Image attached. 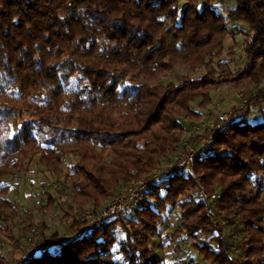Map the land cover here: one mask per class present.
Returning <instances> with one entry per match:
<instances>
[{"label":"trees","instance_id":"1","mask_svg":"<svg viewBox=\"0 0 264 264\" xmlns=\"http://www.w3.org/2000/svg\"><path fill=\"white\" fill-rule=\"evenodd\" d=\"M236 34L245 58L230 72L214 59ZM175 70L203 74L162 84ZM262 83L264 0H0V264H164L155 252H182L177 240L204 264H264L262 94L250 100L261 115L245 112L215 133L195 178L168 171L129 217L53 237L31 258L15 259L21 216L3 184L38 159L71 187L68 221L74 207H99L108 191L163 166L186 130L182 116L201 117L191 104L206 109L211 91ZM198 186L219 190L214 206L195 199ZM182 257L174 264H190Z\"/></svg>","mask_w":264,"mask_h":264},{"label":"rangeland","instance_id":"2","mask_svg":"<svg viewBox=\"0 0 264 264\" xmlns=\"http://www.w3.org/2000/svg\"><path fill=\"white\" fill-rule=\"evenodd\" d=\"M202 1L204 2V0ZM218 9L224 11L222 7ZM241 45V35L236 34L235 37L233 35H228L222 45V57L214 59V62H218V60H228V69L230 72H235L243 65L242 62L245 58L244 49ZM201 74H203V71L191 73L175 70L166 79H163L161 83L165 85L176 83L184 77L196 78ZM261 94L264 96V83L258 88L251 87L240 90L235 89L231 85H227L209 93L211 104L206 109L204 108L205 106L197 108L196 104H191L190 106L194 108L193 110L201 114V117L199 119H189L182 116L181 122L186 130L183 136H181L182 138L176 152L172 156L170 155L167 157L163 166L155 167L147 176L136 182H126L118 185L116 189L108 191L106 193L107 200L99 207H95L93 204L86 205L82 208L74 207L71 211L72 219H68V221L64 220L65 212L63 208L73 206V203L71 199V187L63 181V176L55 178L49 173H46L41 163H39V160L35 158L30 164V171L27 174H21L16 180H12L8 177L5 178L3 184L7 185L9 188L7 198L15 203L21 216L14 230L16 231L15 236L18 245V248L15 250V259L17 261L27 259L30 257V254L32 255V252H41L40 247H46V249L50 248L52 246L51 239L53 237H56V240L62 243L73 240L83 231L96 229L104 221L108 220H102L100 216L105 212L107 213L109 208L115 207L117 209L119 207L121 209L123 208V204L124 206L125 204L130 205V198L128 195V190L130 188H137L140 182L147 181L155 176H164L168 174V171H171L176 164H182L184 161L186 162L185 157L188 154H193L196 149L201 148L202 151H205L209 148L207 145H209L210 142L212 144L214 141L215 133L240 117L241 114L248 112L250 116L255 115V117H258V114L261 115L256 111L260 108L255 107L252 102H250L253 97H258ZM236 96H239V98H236ZM221 115H226L228 123L227 121L222 122L218 119ZM74 161L73 158L67 157L66 164ZM189 176H194V165L190 169ZM200 188L203 189L202 187ZM198 190L199 186L197 187V191H192L193 193L190 192L188 194H197L195 199H197V197L199 199ZM218 191L217 189L214 194H219ZM44 193L49 194L53 198L51 209L49 210L45 208L48 206V203ZM123 195H126V200L123 203H119L120 197ZM200 199V201L204 203L202 200L203 198ZM214 203L210 202L208 205L214 206ZM176 218L177 216H174L173 213L167 216L166 221L170 223V228L175 226ZM73 221L81 223L82 226L75 230H71L70 226ZM97 222L99 223L98 226L92 227L93 224L91 225V223ZM219 223L220 226H224L221 221ZM29 225V231H25L24 228ZM166 232L167 229H163L162 231L159 230V235H165ZM159 241L160 239L153 242L155 244ZM176 243L182 245L184 249L182 252L174 253L172 250L173 246H168L165 252L157 250L154 259L162 260L164 264H174L180 256L186 258L189 255L191 259L190 264H204L199 256L194 251L190 250L187 242L177 240ZM238 243L240 244L239 240L233 241L235 248H237ZM235 253L239 255L241 250L236 249ZM12 264H16V262Z\"/></svg>","mask_w":264,"mask_h":264},{"label":"built area","instance_id":"3","mask_svg":"<svg viewBox=\"0 0 264 264\" xmlns=\"http://www.w3.org/2000/svg\"><path fill=\"white\" fill-rule=\"evenodd\" d=\"M218 119L220 121H222V122L223 121H227V123H228V119L226 118V115H221V116L218 117ZM210 145H211V142L207 146L210 147ZM200 149L194 150L195 152H193V154H191V155L188 154L185 157L186 162L184 161L182 164L181 163L176 164L175 167L171 170V172H170L171 174L170 175H172V174H181L183 176H189L190 169L195 164V162L200 161V160H202L204 158V151H202V149L200 151ZM165 177H167V176H163V175L155 176L154 178H150L147 181L145 180L143 182H140L139 186L137 188H130L128 190V195H129V198H130V200H129L130 205L125 204V206H124V204H123L122 205L123 208H121V209L119 207L117 209L115 207H111V208L108 209L107 213L105 212V213H103L100 216V219H102V220L105 219L106 220V219H110V218H114V217H116V218L129 217L131 215V213H132L131 212V210H132L131 207L136 205L140 200H142L144 198L146 191H148L155 184H157L158 182L163 180ZM198 193H199V197L203 198L202 200L207 205L210 202L211 203L216 202L219 199V197H220V194H217V193L216 194H208L201 188H199ZM125 196L126 195H123V196L120 197L119 203L125 202V200H126ZM129 202H127V203H129ZM98 222H99V220H98ZM98 222L97 223H91V225L93 224L92 227L98 226V224H99ZM40 249H41L40 251H44L46 249V247L45 248L40 247ZM34 253L35 252H32V255L30 254V257H28V258H31L34 255ZM36 253H39V251H37Z\"/></svg>","mask_w":264,"mask_h":264},{"label":"crops","instance_id":"4","mask_svg":"<svg viewBox=\"0 0 264 264\" xmlns=\"http://www.w3.org/2000/svg\"><path fill=\"white\" fill-rule=\"evenodd\" d=\"M236 98H239V96H236Z\"/></svg>","mask_w":264,"mask_h":264}]
</instances>
